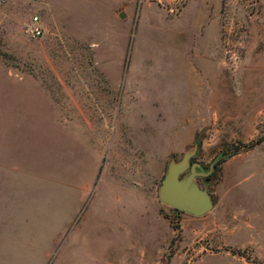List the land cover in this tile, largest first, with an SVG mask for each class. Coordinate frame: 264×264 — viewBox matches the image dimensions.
<instances>
[{
	"label": "rangeland",
	"instance_id": "374dc122",
	"mask_svg": "<svg viewBox=\"0 0 264 264\" xmlns=\"http://www.w3.org/2000/svg\"><path fill=\"white\" fill-rule=\"evenodd\" d=\"M0 264H264V0H0Z\"/></svg>",
	"mask_w": 264,
	"mask_h": 264
},
{
	"label": "water",
	"instance_id": "95a60500",
	"mask_svg": "<svg viewBox=\"0 0 264 264\" xmlns=\"http://www.w3.org/2000/svg\"><path fill=\"white\" fill-rule=\"evenodd\" d=\"M193 153L194 151H187L181 159L168 164L158 197L160 201L177 210L201 216L212 209L213 200L195 182L197 176H206L207 173L197 171L196 164L190 165ZM188 168L189 172H186Z\"/></svg>",
	"mask_w": 264,
	"mask_h": 264
},
{
	"label": "built area",
	"instance_id": "2783aa9c",
	"mask_svg": "<svg viewBox=\"0 0 264 264\" xmlns=\"http://www.w3.org/2000/svg\"><path fill=\"white\" fill-rule=\"evenodd\" d=\"M24 31L32 36L39 37L43 33V28L37 16H33L29 22L23 24Z\"/></svg>",
	"mask_w": 264,
	"mask_h": 264
},
{
	"label": "crops",
	"instance_id": "0c3cea01",
	"mask_svg": "<svg viewBox=\"0 0 264 264\" xmlns=\"http://www.w3.org/2000/svg\"><path fill=\"white\" fill-rule=\"evenodd\" d=\"M184 213H186V212H184ZM186 215H189V216H194V215H192V214H189V213H186Z\"/></svg>",
	"mask_w": 264,
	"mask_h": 264
}]
</instances>
